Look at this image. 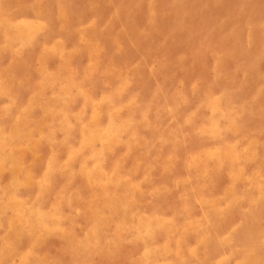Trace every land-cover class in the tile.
<instances>
[{"label": "rangeland", "instance_id": "rangeland-1", "mask_svg": "<svg viewBox=\"0 0 264 264\" xmlns=\"http://www.w3.org/2000/svg\"><path fill=\"white\" fill-rule=\"evenodd\" d=\"M0 264H264V0H0Z\"/></svg>", "mask_w": 264, "mask_h": 264}]
</instances>
